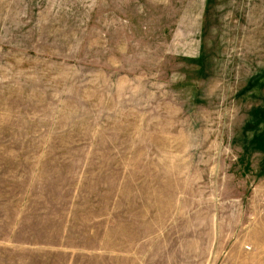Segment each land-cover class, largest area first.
Segmentation results:
<instances>
[{
  "label": "rangeland",
  "instance_id": "rangeland-1",
  "mask_svg": "<svg viewBox=\"0 0 264 264\" xmlns=\"http://www.w3.org/2000/svg\"><path fill=\"white\" fill-rule=\"evenodd\" d=\"M0 264H264V0H0Z\"/></svg>",
  "mask_w": 264,
  "mask_h": 264
}]
</instances>
